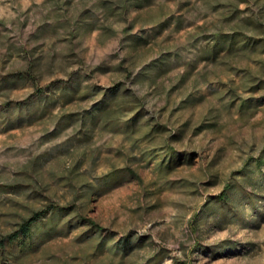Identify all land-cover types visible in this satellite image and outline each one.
<instances>
[{
  "label": "rangeland",
  "instance_id": "rangeland-1",
  "mask_svg": "<svg viewBox=\"0 0 264 264\" xmlns=\"http://www.w3.org/2000/svg\"><path fill=\"white\" fill-rule=\"evenodd\" d=\"M66 1L0 0V80L33 58L42 65L40 80L0 90V109L7 99H32L59 82L100 91L49 104L41 116L34 105L31 122L14 112L6 125L0 115V240L34 210L77 206L85 190H97L84 196L85 223L52 236L45 231L15 264H264L262 197L244 203L238 216L197 227L209 200L222 197L233 174L264 151L263 46L201 58L212 33L231 29L229 10L218 4L226 0H157L108 19L91 11L97 0ZM239 8L262 23L249 33L264 36V0ZM85 13L90 24L74 36L70 20ZM162 52L167 62L154 66L155 80L134 82ZM117 82L145 98V117L165 125L163 133L150 138L145 127L114 131L61 116H79ZM170 151L180 156L173 168ZM88 221L102 229L92 232ZM128 235L130 249L114 246ZM6 261L0 253V264Z\"/></svg>",
  "mask_w": 264,
  "mask_h": 264
},
{
  "label": "trees",
  "instance_id": "trees-1",
  "mask_svg": "<svg viewBox=\"0 0 264 264\" xmlns=\"http://www.w3.org/2000/svg\"><path fill=\"white\" fill-rule=\"evenodd\" d=\"M70 1H66L67 5ZM245 1L248 0H226L218 3L226 6L227 10H229L226 18L232 24L230 25L231 29H222L212 33L210 36L211 40L209 39L205 45L201 58L215 60L221 52L230 54L238 51H254L258 45H262L264 48V36H256L250 34L248 31V29L258 27L262 23L257 22L251 15L241 16L240 14L241 10L244 9L239 8V3ZM96 2L91 11L95 13L102 12L105 19H108L110 16L122 18L130 10H141L144 7L155 4L157 0H97ZM67 9V6L63 7V10ZM87 18L88 14L86 15L85 13L83 16L81 15L74 20H70L72 24L70 31L74 36H79L82 28H88L90 22ZM171 19L172 16L167 17L160 22V26H167ZM179 27L177 26V28ZM107 28L114 31L111 26ZM167 57V54L163 53L160 57L144 64L136 73L134 82L139 77H148L155 80L153 76L154 66L166 63ZM41 78V57H36L28 63L24 71H18L15 74L3 77V80H0V90L3 87L13 88L24 83L26 80H40ZM51 87L53 88L49 93L45 92L42 88L39 89V93L32 99L30 95L25 101L15 102L10 99L4 101L2 103L3 109H0L1 122L9 125L14 112H16L20 122L24 119L31 122V110L34 105L40 108L41 116L47 111L49 104L53 105L56 102L65 104L77 97L86 98L97 95L100 92L96 91V88L87 87L81 93L82 89H80L77 83L66 85L64 82H59L53 84ZM261 87L262 82H258L256 85H253L252 89L255 90ZM145 110V98L132 91L124 82H117L103 90L100 99L79 116L74 117L75 113L73 112H65L61 116L64 120H68V122L73 119H81L84 123H86L87 119L93 120L94 123H100L101 126L114 131L127 132L130 130V132H135L145 127L147 131L144 135H149L150 138L155 133H163L166 130V126L161 123L152 124L150 118L145 117ZM180 134V132L175 133L174 137H179ZM169 153L167 166L173 168L179 162L180 156L176 151H170ZM95 190L97 189L93 186L85 190L83 195H81L83 199H81L77 206L49 204L45 209L34 210L29 217H25L16 231L0 240L1 256L3 258L6 257L8 260L4 264H15L24 248L31 250L37 248L43 241L41 236L45 231L49 230V236H52L61 232H67L71 226L80 222L85 223L86 219L82 216V210L86 205V198L84 199V196L86 194L90 195ZM263 190L264 151L255 163L233 174L231 180L227 182L223 189L222 197L217 196L209 200L198 215V229L206 224H218L223 218L240 215L244 203L247 202L250 205H254L259 197L264 199ZM218 201L221 203H218ZM217 215H219L218 218ZM87 224L90 227L89 229L94 233L102 229L93 221H88ZM134 243L135 241L128 235L122 241L116 242L114 246L118 249H130Z\"/></svg>",
  "mask_w": 264,
  "mask_h": 264
}]
</instances>
